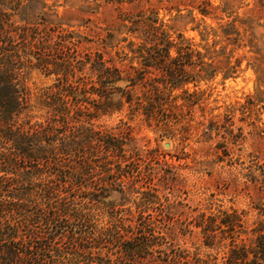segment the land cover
Masks as SVG:
<instances>
[{"label": "trees", "instance_id": "trees-1", "mask_svg": "<svg viewBox=\"0 0 264 264\" xmlns=\"http://www.w3.org/2000/svg\"><path fill=\"white\" fill-rule=\"evenodd\" d=\"M44 1L0 0V264H264V203L255 205L259 217L246 230L243 215L235 211L199 212L192 216L194 227L170 221L172 218L160 212L146 216L148 209L172 208L154 181V177L169 180L166 173L171 167L165 155L164 165L160 166L164 173L160 168L155 172L147 164L148 174L142 176L147 185L141 189L135 181L141 173L140 161L153 160V152H143L135 144L133 128L127 121L120 120L113 127L94 122L97 112L99 115L112 109L108 90L123 83L131 88L125 99L131 114L142 107L146 120L154 121L161 130L170 126L171 108L159 102L163 94L157 87L154 92H143L136 105L130 104L131 90L144 84L140 76L143 72L121 77L122 69L105 59L106 47L114 41L119 44L127 40L117 39L120 31L136 35L137 41L127 45L132 54L147 52L153 57L151 52L167 54L174 49L184 58L208 57L210 62L200 66L207 76L220 71L227 77L247 59L257 74L256 92L261 94L264 53L259 43L264 33L256 34L254 20L233 18L205 30L203 43H194L181 33L174 37L171 28L159 20L161 0H145L147 15L121 13L118 27L101 36L97 49L86 51L84 58L69 54L60 59L48 56L67 44L89 39L60 24L51 25L47 12L35 17L30 13L18 24L16 17L21 10L44 8ZM192 2L204 16L210 12L208 7L217 9L209 0ZM97 6L91 0L87 7ZM256 6L264 16V0H256ZM261 26L264 30V24ZM93 33L96 35L95 30ZM209 36L211 41H207ZM243 48H247L248 56L235 54ZM114 53L119 56L124 52ZM87 65L100 76L104 102L99 111L85 114L78 77ZM142 66L164 69V78L157 82L165 86L173 88L182 83L184 64L171 67L145 61ZM33 71L47 80L34 98L27 86ZM255 102H261V98L255 96L246 101L242 105L244 113L249 114ZM199 124L204 133L219 125L214 120ZM256 130L264 136V122ZM222 146L219 143L216 148ZM98 151L103 159L100 167L107 176L99 187L90 180L85 193L83 174L86 171L88 178H93ZM248 168L243 183L246 188L253 185L259 197L264 194V167H256L260 170L257 174ZM116 176L130 179L121 184L123 195L137 193L139 197L124 208L125 204H120L119 208L105 209L99 191L108 192ZM132 205L138 211L135 217L131 214ZM187 238L191 239L190 245Z\"/></svg>", "mask_w": 264, "mask_h": 264}, {"label": "rangeland", "instance_id": "rangeland-1", "mask_svg": "<svg viewBox=\"0 0 264 264\" xmlns=\"http://www.w3.org/2000/svg\"><path fill=\"white\" fill-rule=\"evenodd\" d=\"M90 1L45 0L46 7L23 9L16 19L20 24L26 15L32 14V17H35L40 13L47 12V19L51 25L60 24L63 28L86 35L89 39L88 42L67 44L62 49H58L56 54L53 52L54 54L48 56L64 59L69 54L84 58L86 51L97 49L101 36H105L108 30L111 32V29L118 27L117 23L121 21L117 20L121 13H127L133 17L136 14L147 15L148 13L146 12L148 4L145 3V0H120L121 2L112 3L95 0L98 6L88 9ZM192 1L161 0L157 17L171 28L170 33L174 37L181 33L184 38L191 39L194 43H203L202 33L205 30L217 28L219 24L233 18L253 19L256 25V34L259 36L264 33L261 26L264 24V16L258 10L256 0H209L210 4L217 9L208 7L210 12L206 16L200 14L196 2ZM22 5L25 6L26 2H23ZM224 8L225 10H223ZM90 29H93V32L95 30L96 35ZM116 37L118 40L127 37V40L120 41L119 44L114 41L111 47H106L105 59L114 61L122 69L121 77L140 75L143 72L140 76H142L141 80L144 84L139 83L131 90L130 104L136 105L139 101L137 98L141 97L143 92H154V88L157 87L163 94V98L159 102L164 103V107L171 108L169 129L161 130L154 121L146 120L142 107H139L136 114L130 113L129 102L127 103L125 99L131 88L129 89L123 83H118L108 90L112 109L106 113L101 111L99 115L97 112V117L94 120L95 124L101 125V127H113L120 120L127 121L133 128L135 144L143 152H153V160L140 161L139 170L141 173L140 176L135 177V181L136 186L141 189L147 185V182L142 179L144 174H148L147 164L153 166L152 168L156 172L161 165H164L162 155H165V160L171 167V171L166 173L169 180L166 182L163 179H158L159 177H154V181L160 185L159 194L167 196L166 204L171 205L172 208H165L161 211L148 209L144 214L156 216L160 212L164 217L172 218L170 221L178 224L181 222L190 223V227H194V220L191 219L199 212L222 210L231 213L235 211L243 215L242 218L245 221L243 230L248 229L254 219L259 217L255 205L264 203V194L260 193L259 197L261 198H259V192L257 194L253 185L246 188L247 185L243 183L245 180L243 176L247 173L248 167L254 169L256 174L260 171L256 167H264V136L257 134L256 130L257 125L261 126L264 122V92L262 91L263 86L260 87L261 94L256 92L257 74H255V70L248 64L247 59H243L237 70L227 77H224L220 71L212 76H207L200 71V66L210 62L208 57L193 55L190 58H184L174 49H171L167 54L151 52L155 55L153 57H149L147 52L132 54L127 45L130 41H137L136 35L120 31ZM261 38L259 47L264 53V44L262 43L264 36ZM211 39H213L212 36H209L207 41H211ZM115 50L128 55L124 56L123 53L117 56L114 53ZM246 50L247 48L240 49L235 54L248 56ZM145 61L171 67L178 63L184 64L183 72L180 73L182 83L170 88L157 82L164 78L165 70L157 67L143 68L142 64ZM231 63H233V59H231ZM143 69L145 70L143 71ZM197 74L202 77H198ZM78 78L84 113L99 111L98 108L104 102L101 96L103 86L100 83L99 74L97 71H92L87 65ZM46 84L47 80L42 79L36 71H33L27 80V86L32 91V98ZM255 96H259L261 102H255V106H252L249 114L244 113L242 105ZM120 101L123 104H120ZM209 120H214L219 125L212 131L204 133L199 123L206 124ZM219 143L224 146L216 148ZM87 158L88 154L86 153L84 155L85 162ZM94 159L96 162L93 178L89 179L86 171L83 174L85 193L88 191L90 180L99 187L107 176V173L100 167L103 162L101 152H96ZM86 167L85 163L84 169ZM160 170L161 173H164V169L160 168ZM115 181V184H111L108 192L99 191V199L103 201L105 209H109L110 206L119 208L120 204H125L124 208L139 197L137 193L123 195L120 192L121 184L130 182L127 176H116ZM131 214L133 217L138 214L133 205ZM187 240L190 245L191 239L187 238Z\"/></svg>", "mask_w": 264, "mask_h": 264}, {"label": "water", "instance_id": "water-1", "mask_svg": "<svg viewBox=\"0 0 264 264\" xmlns=\"http://www.w3.org/2000/svg\"><path fill=\"white\" fill-rule=\"evenodd\" d=\"M165 146L167 147V146H168V144L166 143V144H165Z\"/></svg>", "mask_w": 264, "mask_h": 264}]
</instances>
